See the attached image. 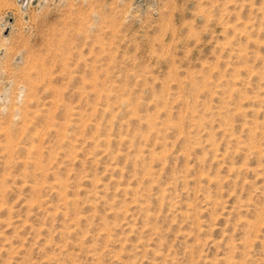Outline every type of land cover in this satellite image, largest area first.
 Instances as JSON below:
<instances>
[{"label":"rangeland","instance_id":"374dc122","mask_svg":"<svg viewBox=\"0 0 264 264\" xmlns=\"http://www.w3.org/2000/svg\"><path fill=\"white\" fill-rule=\"evenodd\" d=\"M0 264H264V0H0Z\"/></svg>","mask_w":264,"mask_h":264}]
</instances>
